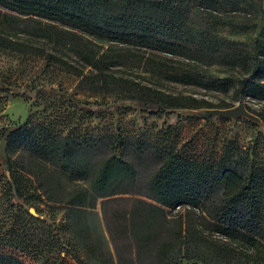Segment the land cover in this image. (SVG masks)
<instances>
[{
	"label": "trees",
	"instance_id": "trees-1",
	"mask_svg": "<svg viewBox=\"0 0 264 264\" xmlns=\"http://www.w3.org/2000/svg\"><path fill=\"white\" fill-rule=\"evenodd\" d=\"M190 1L0 0V20L4 25L13 17L40 19L56 40L67 33L75 36V51L87 69L80 72L79 84L91 92L114 89L152 113L213 104L114 74L116 65L145 58L150 62L142 51L183 54L192 62L155 67L171 68L176 81L226 91L235 83L233 77L202 73V64L212 63L218 53L219 64L241 72L236 95L264 99V16L241 22L222 17L220 10L236 1L218 0V24L259 30L251 45H238L189 24ZM246 5L242 10H258L264 0ZM257 115L264 123V109ZM13 135L25 142L24 168L38 179L40 196L66 206L61 220L84 251L86 264H117L93 234L98 205L119 232L117 239L129 243L130 249L118 252L119 264H264V161L255 160L252 147L245 148L237 138L228 139L220 160L211 163L175 152L167 159L138 153L128 160L119 146L115 154L101 150L89 133H63L29 120L12 127L5 139ZM9 169L12 184L17 183V169L11 164ZM16 195L23 196L20 186ZM50 230L41 243L35 236L17 243L14 252L0 255V264H28L24 256L48 262L54 249L61 253L55 246L61 228L54 225Z\"/></svg>",
	"mask_w": 264,
	"mask_h": 264
},
{
	"label": "rangeland",
	"instance_id": "rangeland-1",
	"mask_svg": "<svg viewBox=\"0 0 264 264\" xmlns=\"http://www.w3.org/2000/svg\"><path fill=\"white\" fill-rule=\"evenodd\" d=\"M234 1L236 4L228 6L226 11L220 10V16L234 18L238 22L253 16L259 20L264 16V5L258 10H242L249 0ZM190 4L192 10L188 20L196 29L226 36L244 46L251 45L260 34L257 28L242 29L218 24V0H191ZM1 20L0 144L12 127L29 120L30 124H45L63 133H89L96 137L101 150L115 154L119 146V153L128 160H134L138 153L167 159L175 152L217 163L227 140L235 137L245 148L252 147L255 160L264 161L262 121L207 115V108L231 107L240 101H244L255 114L264 109V99L252 95L239 98L236 95V79L241 72L237 68L219 64L218 53L212 63L202 64V73L209 77H233L235 83L226 91L176 81L169 73L171 68L155 67L159 63L182 67L192 62L183 54L142 51L145 57L152 59L150 62H146L145 58L114 66L116 75L172 95L193 96L213 104L202 108H168L152 113L114 89L85 90L79 81L80 72L87 69L75 51V44L79 41L75 36L67 33L65 38L56 40L44 31L45 25L40 19L24 21L13 17L3 22L4 25ZM6 154V157L0 154V255L14 252L15 245L25 241L28 236H35L40 243L46 241L50 229L57 225L61 228V232L54 233L57 236L55 246L61 252L58 253V261L61 264H86L84 251L73 242L71 232L61 220L66 214V206L40 196L38 179L24 168L27 152L21 136L13 135L7 141ZM9 164L17 169V183L11 182ZM18 186L23 189L21 198L16 195ZM32 209L36 214L32 213ZM96 213L97 226L93 227V234L119 264L118 252L130 249L129 243L117 239L119 232L104 219L100 205ZM90 222L92 224L93 220L90 219ZM64 243L66 246L62 245ZM50 257L45 258L49 260L45 264L56 263ZM26 261L35 264L29 256ZM185 264L207 263L191 260Z\"/></svg>",
	"mask_w": 264,
	"mask_h": 264
},
{
	"label": "water",
	"instance_id": "water-1",
	"mask_svg": "<svg viewBox=\"0 0 264 264\" xmlns=\"http://www.w3.org/2000/svg\"><path fill=\"white\" fill-rule=\"evenodd\" d=\"M207 115H221L229 118H238V117H247L249 119L255 121H262L261 118L255 114L254 112L250 111L246 106L244 101H240L238 104L231 106V107H213L207 108ZM6 143L7 139L3 138L0 144V154L3 157H6ZM32 213L36 214L34 209L31 210Z\"/></svg>",
	"mask_w": 264,
	"mask_h": 264
},
{
	"label": "built area",
	"instance_id": "built-area-1",
	"mask_svg": "<svg viewBox=\"0 0 264 264\" xmlns=\"http://www.w3.org/2000/svg\"><path fill=\"white\" fill-rule=\"evenodd\" d=\"M58 255H59L58 252L56 251V249H54L51 253V260L55 261L56 263H59L60 261H58V259H57V257H59ZM25 258H28V256H25ZM43 260H44V257H41V258H39V260L37 262H35V261L34 262H35V264H40L41 261H43Z\"/></svg>",
	"mask_w": 264,
	"mask_h": 264
}]
</instances>
